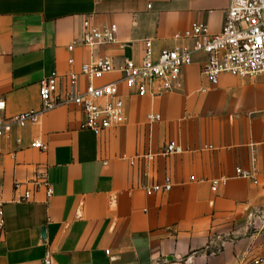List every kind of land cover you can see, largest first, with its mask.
I'll list each match as a JSON object with an SVG mask.
<instances>
[{"label":"crops","instance_id":"crops-1","mask_svg":"<svg viewBox=\"0 0 264 264\" xmlns=\"http://www.w3.org/2000/svg\"><path fill=\"white\" fill-rule=\"evenodd\" d=\"M231 0H0V98L6 116L39 109V82L80 72L93 58L141 62L194 22L222 31ZM117 24V43L76 46L84 25ZM74 59V65L70 59ZM205 55L183 70L181 86L151 99L122 85L128 120L95 133L79 107L56 108L14 129L0 157L5 231L0 264H264V74H202ZM109 74L99 83L118 80ZM81 84L85 79L81 78ZM161 121L150 123L148 114ZM18 139L20 140L18 142ZM40 139L46 151L32 146ZM170 140L183 154L143 156ZM259 182L237 177L252 167ZM47 172L54 194L31 182ZM146 172L148 174L146 175ZM173 180L169 192L144 185ZM218 182L213 190L214 182ZM17 182L24 183L15 190ZM29 189L32 197L20 196ZM109 252V253H108Z\"/></svg>","mask_w":264,"mask_h":264},{"label":"built area","instance_id":"built-area-1","mask_svg":"<svg viewBox=\"0 0 264 264\" xmlns=\"http://www.w3.org/2000/svg\"><path fill=\"white\" fill-rule=\"evenodd\" d=\"M117 24L99 28L86 22L80 39L70 46H85L95 50L101 46L117 43ZM198 55H205L206 60L201 72L212 83L217 84L223 73H232L241 77H254L264 74V0H231L226 14L223 29L212 33L208 25L194 22L183 32L173 36V44L156 53L152 40L145 42L144 57L141 62L126 59L123 64L116 65L108 56L93 58L81 65L80 72L71 70L65 77L57 73L43 78L39 82L41 106L6 116V100L0 98V157L4 154V142L14 129H23L31 124H39L48 112L65 106L79 107L83 113L82 127L95 133L117 128L128 120L126 102L122 95V85L141 97L160 98L181 86L183 70L195 63ZM75 60L70 59L74 65ZM119 73L118 80L99 83L109 74ZM85 84H81V78ZM157 113L148 114L149 122L161 121ZM20 140L18 139V142ZM32 146L46 151L48 145L37 139ZM185 148L176 140H170L161 152H148L149 168L158 155L183 154ZM250 168L236 167L237 177L259 182V171L256 158ZM148 172H146V175ZM34 186L45 187L48 198L54 194L48 173L38 174L31 182ZM218 182H214L216 190ZM24 183L17 182L15 190L23 188ZM148 195L169 192L173 188V180L165 176L162 182L144 185ZM32 192L26 189L20 196L28 201ZM6 216L4 203L0 200V239L5 231ZM109 253V252H108ZM264 263V259L260 260ZM45 264H53L52 251L47 249Z\"/></svg>","mask_w":264,"mask_h":264}]
</instances>
